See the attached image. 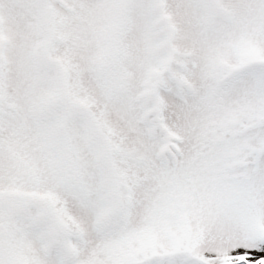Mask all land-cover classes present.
<instances>
[{
    "label": "snow or ice",
    "instance_id": "obj_1",
    "mask_svg": "<svg viewBox=\"0 0 264 264\" xmlns=\"http://www.w3.org/2000/svg\"><path fill=\"white\" fill-rule=\"evenodd\" d=\"M0 264H264V0H0Z\"/></svg>",
    "mask_w": 264,
    "mask_h": 264
}]
</instances>
